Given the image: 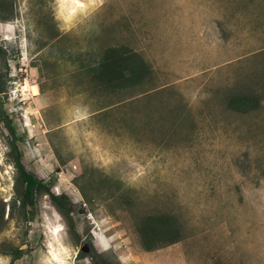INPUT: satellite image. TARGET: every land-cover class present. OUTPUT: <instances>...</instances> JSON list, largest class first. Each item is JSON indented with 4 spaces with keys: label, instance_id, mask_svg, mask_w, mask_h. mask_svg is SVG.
Listing matches in <instances>:
<instances>
[{
    "label": "rangeland",
    "instance_id": "1",
    "mask_svg": "<svg viewBox=\"0 0 264 264\" xmlns=\"http://www.w3.org/2000/svg\"><path fill=\"white\" fill-rule=\"evenodd\" d=\"M0 75V264H264V0H0ZM6 118L73 228L11 218Z\"/></svg>",
    "mask_w": 264,
    "mask_h": 264
},
{
    "label": "trees",
    "instance_id": "2",
    "mask_svg": "<svg viewBox=\"0 0 264 264\" xmlns=\"http://www.w3.org/2000/svg\"><path fill=\"white\" fill-rule=\"evenodd\" d=\"M124 62H121L120 58L115 55H110L106 57L105 61L101 65V69H105L106 67L114 64L117 67L120 64H123L124 68L129 73L127 78L128 82H138L142 78V75L147 71L145 62L140 59L139 65H137L135 58L133 56L124 57ZM120 63V64H119ZM5 93V90L1 84V75H0V97ZM1 103V102H0ZM249 102L246 99H242L240 101L239 106L246 107ZM5 128L8 131V159L12 163L15 168L16 176H15V191L16 198L14 202H12L11 208V218H15L20 220L23 223H29L35 217L36 207L38 205V199L42 195H49L52 203L55 208H57L69 221L70 228H73V221L71 217L72 213V201L67 194L55 195L51 192L52 184L42 180L35 174L29 172L26 166L23 163L22 155L18 146L19 136L12 122L6 118L4 121ZM6 204L0 207V222L4 220L5 216V207ZM159 226V229L155 228L154 230L146 229V235L156 234L161 231L163 227V223H156ZM162 225V226H161ZM15 257L18 258L20 256V252H15ZM13 264V262L11 263Z\"/></svg>",
    "mask_w": 264,
    "mask_h": 264
},
{
    "label": "clouds",
    "instance_id": "3",
    "mask_svg": "<svg viewBox=\"0 0 264 264\" xmlns=\"http://www.w3.org/2000/svg\"><path fill=\"white\" fill-rule=\"evenodd\" d=\"M57 2L59 3L60 0H57ZM66 2L70 4L71 11L75 13L77 9L83 10L90 4H102L103 0H87V3L85 2V0H66Z\"/></svg>",
    "mask_w": 264,
    "mask_h": 264
},
{
    "label": "bare ground",
    "instance_id": "4",
    "mask_svg": "<svg viewBox=\"0 0 264 264\" xmlns=\"http://www.w3.org/2000/svg\"><path fill=\"white\" fill-rule=\"evenodd\" d=\"M27 88L30 89L31 91V95L33 96H38L40 94V90H39V87L35 84H32V85H28ZM25 90V88H24ZM27 91V90H26ZM29 92V91H28Z\"/></svg>",
    "mask_w": 264,
    "mask_h": 264
},
{
    "label": "water",
    "instance_id": "5",
    "mask_svg": "<svg viewBox=\"0 0 264 264\" xmlns=\"http://www.w3.org/2000/svg\"><path fill=\"white\" fill-rule=\"evenodd\" d=\"M87 250H88V247L87 246H84L81 251L88 252Z\"/></svg>",
    "mask_w": 264,
    "mask_h": 264
}]
</instances>
